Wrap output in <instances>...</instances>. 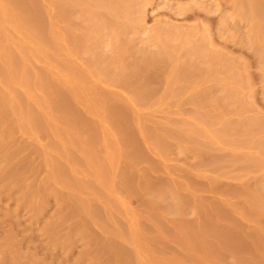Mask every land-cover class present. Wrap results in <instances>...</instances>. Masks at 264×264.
Returning a JSON list of instances; mask_svg holds the SVG:
<instances>
[{
  "label": "rangeland",
  "instance_id": "rangeland-1",
  "mask_svg": "<svg viewBox=\"0 0 264 264\" xmlns=\"http://www.w3.org/2000/svg\"><path fill=\"white\" fill-rule=\"evenodd\" d=\"M241 3L0 0V264H264Z\"/></svg>",
  "mask_w": 264,
  "mask_h": 264
},
{
  "label": "bare ground",
  "instance_id": "bare-ground-1",
  "mask_svg": "<svg viewBox=\"0 0 264 264\" xmlns=\"http://www.w3.org/2000/svg\"><path fill=\"white\" fill-rule=\"evenodd\" d=\"M232 1V0H231ZM233 1H235L237 4L238 3H241V4H243L244 3V5H246L249 9H250V16H251V20H253V21H255L256 23H258V27H259V25H261L262 26V23H264V8H260V6H258V4L256 5V3L255 2H253L252 0H247V1H245V0H233ZM230 2V1H229ZM104 3V2H103ZM236 5V4H235ZM243 5V6H244ZM237 6V5H236ZM238 6H239V4H238ZM245 8V7H244ZM246 9V8H245ZM246 11H248V9L246 10ZM248 14V13H247ZM248 14V15H249ZM249 16V17H250ZM247 17V16H246ZM248 18V17H247ZM250 19V18H249ZM259 21H261V22H259ZM252 22V21H251ZM264 25V24H263ZM260 26V27H261ZM262 29H263V26H262ZM257 34H259V33H257ZM64 43V42H63ZM62 45V44H61ZM210 66V65H209ZM223 66V65H222ZM172 71V70H171ZM209 71V70H208ZM215 71V70H214ZM171 73V72H170ZM233 76V75H232ZM217 77H219V76H217ZM173 78V77H172ZM175 78V77H174ZM181 79V78H180ZM206 79V78H205ZM23 80H25V79H23ZM174 80V79H173ZM225 80V79H224ZM215 81H217V80H215ZM239 81V80H238ZM171 82H172V80H171ZM235 82V81H234ZM233 82V83H234ZM238 83H240V82H238ZM231 84V83H230ZM235 84V83H234ZM237 84V83H236ZM216 85V84H215ZM225 85V84H224ZM211 86V85H210ZM209 86V87H210ZM237 86H238V84H237ZM241 86V85H240ZM172 87V86H171ZM219 87V86H218ZM177 89V88H176ZM178 89H179V87H178ZM246 89V88H245ZM215 91V90H214ZM180 92H181V90H180ZM199 92V91H198ZM209 93V92H208ZM233 93V92H232ZM235 94V93H234ZM134 95V94H133ZM178 95V94H177ZM242 95V94H241ZM179 96V95H178ZM195 96V95H194ZM234 97V96H233ZM236 99V98H235ZM234 100V99H233ZM158 102V101H157ZM239 109V108H238ZM210 112V111H209ZM214 112V111H213ZM247 112V111H246ZM249 112V111H248ZM211 113V112H210ZM243 114V113H242ZM209 115V114H208ZM240 116V115H239ZM201 118V117H200ZM205 119V118H204ZM244 120V119H243ZM206 122V121H205ZM210 122V121H209ZM215 122V121H214ZM241 124H242V122H241ZM216 125V124H215ZM210 126V125H209ZM233 126H235V125H233ZM257 127V126H256ZM234 128V127H233ZM253 128V127H252ZM262 128V127H261ZM226 129H228V128H226ZM258 129H259V127H258ZM221 130V129H220ZM225 130V129H224ZM260 130V129H259ZM206 131V130H205ZM244 131V130H243ZM252 131H253V129H252ZM211 132V131H210ZM260 133H261V130L259 131ZM208 133V132H207ZM224 133V132H223ZM232 133V132H231ZM246 133V132H245ZM244 133V134H245ZM248 133V132H247ZM251 134V133H250ZM256 134V133H255ZM254 134V135H255ZM211 136V135H210ZM255 137V136H254ZM258 138V137H257ZM211 139H212V137H211ZM236 139V138H235ZM224 140V139H223ZM225 141V140H224ZM246 141V140H245ZM248 142H249V140H247ZM256 141V140H255ZM226 142V141H225ZM232 145V144H231ZM236 146V145H235ZM263 146H264V143H263ZM254 147V146H253ZM252 147V148H253ZM262 147V146H261ZM227 148V147H226ZM251 148V149H252ZM230 151V150H229ZM261 151V150H260ZM261 153V152H260ZM226 154V153H225ZM221 155V154H220ZM236 155V154H235ZM231 156V155H230ZM225 157H226V155H225ZM224 157V158H225ZM109 164V163H108ZM98 167V166H97ZM108 168V167H107ZM97 169H99V168H97ZM100 170V169H99ZM102 172V171H101Z\"/></svg>",
  "mask_w": 264,
  "mask_h": 264
}]
</instances>
